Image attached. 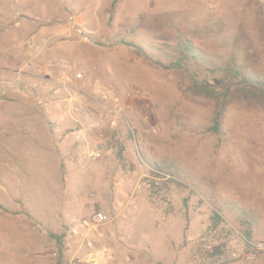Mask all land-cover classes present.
Here are the masks:
<instances>
[{
  "label": "rangeland",
  "instance_id": "374dc122",
  "mask_svg": "<svg viewBox=\"0 0 264 264\" xmlns=\"http://www.w3.org/2000/svg\"><path fill=\"white\" fill-rule=\"evenodd\" d=\"M0 22L12 25L8 43L40 48L0 56V147L10 154L0 149V264H56L49 234L65 235L62 264H87L71 230L95 212L108 222L101 241L89 239L113 256L96 264H264V108L233 102L214 135L211 101L121 43L166 66L188 41L206 63L235 57L264 76V0H0ZM12 111L32 113L21 132ZM155 164L186 189L153 196ZM248 210L260 217L249 243L237 231ZM214 211L225 221L217 229Z\"/></svg>",
  "mask_w": 264,
  "mask_h": 264
},
{
  "label": "trees",
  "instance_id": "16d2710c",
  "mask_svg": "<svg viewBox=\"0 0 264 264\" xmlns=\"http://www.w3.org/2000/svg\"><path fill=\"white\" fill-rule=\"evenodd\" d=\"M115 8V4L112 5ZM134 55L147 62L150 66L157 68L170 69L180 72L183 78L189 80L190 86L187 91L194 97H200L213 103V118L209 131L219 136L221 124L229 105L235 101L244 102L256 107L264 108V76L252 74L245 67L237 63L235 57H231L224 65L215 66L206 63L199 56L198 52L188 41H181L175 51V56H171L168 65L162 64L160 60L150 56L143 51L141 45L133 42H121ZM154 59V60H153ZM190 65L196 66L205 72L206 79L201 80L197 73L192 72ZM217 79L214 83L209 80ZM148 189L153 196H158L163 190L173 185L179 189H186V185L177 179V174L168 166L155 164L149 171ZM219 211V210H217ZM213 212L212 226L217 229L220 224H224L222 215ZM237 218V231L242 238L249 243L253 236L255 225L259 223L260 217L253 211H242ZM56 241L58 255L56 264H62V247L65 235L49 234Z\"/></svg>",
  "mask_w": 264,
  "mask_h": 264
},
{
  "label": "built area",
  "instance_id": "2783aa9c",
  "mask_svg": "<svg viewBox=\"0 0 264 264\" xmlns=\"http://www.w3.org/2000/svg\"><path fill=\"white\" fill-rule=\"evenodd\" d=\"M52 68H54V64L51 62L48 67L49 70L47 72L50 76L53 74ZM60 68L64 75H66V72L70 71L69 67L65 65L60 66ZM28 69V66H25V70L28 71ZM43 69V67H38L37 72L42 73ZM75 78L79 80L83 79V76L82 74H77ZM102 127L103 125L101 122H98L95 125V128L100 131L98 135L100 138L103 137V134L101 132ZM109 127L113 130L115 127V122H111L109 124ZM101 155V151H94L90 154V158L97 161L101 158ZM107 222L108 217L106 216V214H104L103 212H95L88 217L83 218L80 221L79 225L71 230V235H73L74 237H82V245L85 246L87 253L81 258L85 260V263L96 264V260H98L100 256L103 257L106 261L113 260V256L106 246H100L99 248H96L94 242L89 239L90 234H96L97 239L101 241L104 238V235L100 233L99 229L107 224Z\"/></svg>",
  "mask_w": 264,
  "mask_h": 264
},
{
  "label": "crops",
  "instance_id": "0c3cea01",
  "mask_svg": "<svg viewBox=\"0 0 264 264\" xmlns=\"http://www.w3.org/2000/svg\"><path fill=\"white\" fill-rule=\"evenodd\" d=\"M0 23H3V22H0ZM3 24H4V28H0L2 30L0 32V43H2V45H3V47L0 48L1 49L0 54H2L0 56H4V55L9 54L12 57L14 55L20 54L23 50H25L24 54H26V55H33L34 53L40 51L39 50L40 48H37L36 47V49H35L34 46L31 47V46L27 45L28 47L26 48V46H24V45L27 44L26 42L25 43H18V45H14L13 42H12L14 40L13 39V40H11V43H8V41L10 40V37H9L10 34H7V32H8V28H10L9 26L11 24H9V23L8 24L7 23H3ZM7 25H8V27H7ZM16 25H18V23ZM60 33L61 32L59 30L56 33L50 34L48 39L54 40L55 37L57 38L58 36H60ZM39 34L40 35L41 34L43 35L44 33L41 31V32L38 33V35ZM21 40L22 39L20 38L19 41H21ZM44 46H45V42L42 45V47H44ZM0 65L1 66L4 65L5 68L8 70V67L6 66L7 65V61L1 62ZM1 69H2V71L3 70L6 71L4 68H1ZM9 115H10L11 118L21 119L20 120L19 128L14 129V130H17V131H20L21 132V130H23L24 127H26V126L29 125L28 122H26V120L30 119L32 113L26 112V111H20V112H18V111H12V112H9ZM8 135L11 136V134L5 133V137H7ZM86 137H87L86 134L74 135L73 136V139H74L73 140V143H74V145L77 144V145H79V147H80V145H84V143L87 140ZM8 148L9 147H4V148H1L0 147L1 150H4L6 152V155H10ZM11 157H12V155H11Z\"/></svg>",
  "mask_w": 264,
  "mask_h": 264
}]
</instances>
